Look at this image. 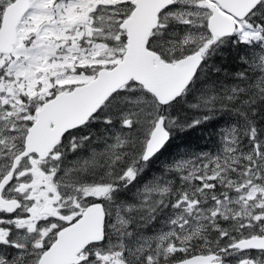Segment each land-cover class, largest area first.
<instances>
[{
	"label": "snow or ice",
	"instance_id": "snow-or-ice-1",
	"mask_svg": "<svg viewBox=\"0 0 264 264\" xmlns=\"http://www.w3.org/2000/svg\"><path fill=\"white\" fill-rule=\"evenodd\" d=\"M0 264H264V0H0Z\"/></svg>",
	"mask_w": 264,
	"mask_h": 264
},
{
	"label": "trees",
	"instance_id": "trees-1",
	"mask_svg": "<svg viewBox=\"0 0 264 264\" xmlns=\"http://www.w3.org/2000/svg\"><path fill=\"white\" fill-rule=\"evenodd\" d=\"M237 55V51L231 47L226 48L223 53L214 58L215 63L222 65L226 70H233L237 68V61L234 59ZM214 128L210 124L206 127H201L193 131L188 136H182L181 138L174 141L173 147L165 153V157L171 158V156L178 150L175 145H180L179 150L189 148L192 151H199L213 147V137L210 135ZM162 165L158 161L154 162L149 170H153L156 173L160 172Z\"/></svg>",
	"mask_w": 264,
	"mask_h": 264
},
{
	"label": "rangeland",
	"instance_id": "rangeland-1",
	"mask_svg": "<svg viewBox=\"0 0 264 264\" xmlns=\"http://www.w3.org/2000/svg\"><path fill=\"white\" fill-rule=\"evenodd\" d=\"M211 148H207V149H203V150H205V151H207V150H210ZM165 159H170V158H168V157H165V156H163V157H161V160H165ZM159 163H160V161H158ZM158 175L159 173H156V172H154L153 170L151 171V170H148V173H147V176L150 178L152 175Z\"/></svg>",
	"mask_w": 264,
	"mask_h": 264
}]
</instances>
